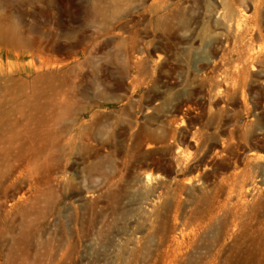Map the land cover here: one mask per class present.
Masks as SVG:
<instances>
[{
  "label": "rangeland",
  "instance_id": "obj_1",
  "mask_svg": "<svg viewBox=\"0 0 264 264\" xmlns=\"http://www.w3.org/2000/svg\"><path fill=\"white\" fill-rule=\"evenodd\" d=\"M0 264H264V0H0Z\"/></svg>",
  "mask_w": 264,
  "mask_h": 264
},
{
  "label": "clouds",
  "instance_id": "obj_2",
  "mask_svg": "<svg viewBox=\"0 0 264 264\" xmlns=\"http://www.w3.org/2000/svg\"><path fill=\"white\" fill-rule=\"evenodd\" d=\"M15 24L17 25L18 28H22V23H21L19 17H17V18L15 19Z\"/></svg>",
  "mask_w": 264,
  "mask_h": 264
}]
</instances>
